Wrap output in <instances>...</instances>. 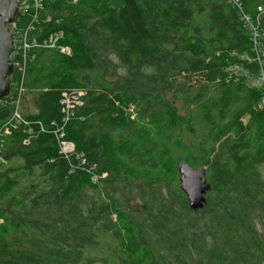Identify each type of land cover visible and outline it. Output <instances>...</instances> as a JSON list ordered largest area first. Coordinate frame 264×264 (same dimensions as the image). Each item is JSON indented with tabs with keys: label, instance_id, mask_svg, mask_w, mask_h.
Segmentation results:
<instances>
[{
	"label": "trees",
	"instance_id": "trees-1",
	"mask_svg": "<svg viewBox=\"0 0 264 264\" xmlns=\"http://www.w3.org/2000/svg\"><path fill=\"white\" fill-rule=\"evenodd\" d=\"M242 1L251 14L264 4ZM35 25L71 53L31 51L30 126L2 149L0 264H264L263 90L229 72L256 66L228 0H43ZM76 91L66 118L63 93ZM14 109L0 101V129ZM181 161L206 168L201 209Z\"/></svg>",
	"mask_w": 264,
	"mask_h": 264
},
{
	"label": "built area",
	"instance_id": "built-area-1",
	"mask_svg": "<svg viewBox=\"0 0 264 264\" xmlns=\"http://www.w3.org/2000/svg\"><path fill=\"white\" fill-rule=\"evenodd\" d=\"M20 2V10L17 14L16 20L9 25V29L14 36V50L10 56V61L15 66V77L12 76L11 94L8 98L11 99L15 106L12 118L3 125L0 129V165L7 163L5 156L2 153L4 147L5 137L9 135L13 128L20 125L24 127L30 126V121L26 120L21 113V102L24 88V77L26 73V66L31 56V51L36 47H45L58 49L62 53L70 54L71 48L60 44L63 38L62 32L50 34L48 38L40 41L37 35H32L35 29V23L39 17V11L43 8V0H18ZM228 3L237 10L239 19L245 27L249 39L251 41V49L249 53L242 56V59L249 65H255L256 70L253 72L252 68H245L241 63H234L229 67V72L232 76L239 79L240 77L248 78L263 90L261 97V105H264V4H260L253 14L245 11L242 0H228ZM30 10H33L32 20L25 26L19 25L20 16H24ZM84 91L64 92L61 103L63 105V112L68 118L73 114L77 106L82 105V97ZM2 101V100H1ZM42 126V124L40 123ZM28 133L32 134L31 128H28ZM64 133L59 134V145L62 153L66 156L74 152L75 145L71 141L63 140ZM29 139L25 142L28 143ZM1 221V220H0Z\"/></svg>",
	"mask_w": 264,
	"mask_h": 264
},
{
	"label": "water",
	"instance_id": "water-1",
	"mask_svg": "<svg viewBox=\"0 0 264 264\" xmlns=\"http://www.w3.org/2000/svg\"><path fill=\"white\" fill-rule=\"evenodd\" d=\"M20 10L18 0H0V101L11 94L12 74L16 69L10 61L14 50V36L9 25L16 20ZM264 23V19L262 18ZM180 174V187L186 194L190 208L198 210L206 203V194L211 190V184L206 177V168H196L181 161L177 165Z\"/></svg>",
	"mask_w": 264,
	"mask_h": 264
},
{
	"label": "rangeland",
	"instance_id": "rangeland-1",
	"mask_svg": "<svg viewBox=\"0 0 264 264\" xmlns=\"http://www.w3.org/2000/svg\"><path fill=\"white\" fill-rule=\"evenodd\" d=\"M20 109H21V107H20Z\"/></svg>",
	"mask_w": 264,
	"mask_h": 264
}]
</instances>
